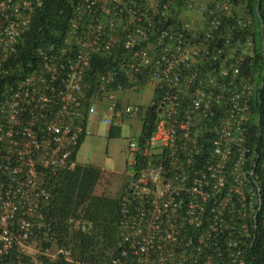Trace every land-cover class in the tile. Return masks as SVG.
<instances>
[{
    "label": "built area",
    "instance_id": "2783aa9c",
    "mask_svg": "<svg viewBox=\"0 0 264 264\" xmlns=\"http://www.w3.org/2000/svg\"><path fill=\"white\" fill-rule=\"evenodd\" d=\"M41 5L0 0V79L15 73L11 62ZM69 7L64 42L38 48V66L0 86V257L16 248L27 264L80 263L70 243L53 247L42 212L49 186L95 121L121 128L141 113L127 94L157 66L161 78L152 80L167 83L150 108L155 129L128 143L142 168L121 197L119 255L98 264H129L131 254L140 264H254L248 250L257 232L264 260V185L255 176L259 163L264 168V122L254 110L247 0H77ZM112 53V66L87 82L94 59ZM251 133L261 138L262 156ZM69 222L77 231L89 225Z\"/></svg>",
    "mask_w": 264,
    "mask_h": 264
},
{
    "label": "trees",
    "instance_id": "16d2710c",
    "mask_svg": "<svg viewBox=\"0 0 264 264\" xmlns=\"http://www.w3.org/2000/svg\"><path fill=\"white\" fill-rule=\"evenodd\" d=\"M71 1L76 2L77 0H43V5L35 7L36 14H34L32 28L25 36L24 45L19 49L16 61L11 62V66L16 72L10 77H2L0 86L16 80L18 73L24 74L38 66L39 58L35 53L37 46L65 40L72 16V11L69 7ZM247 6L254 21V31L251 36L255 38L256 50L255 67L252 71L253 78L257 81V101L254 103V110L255 114H260L262 122H264V74H262L264 62V0H247ZM115 56L112 53L104 56V58L102 55L96 57L94 59L96 62L94 69L86 74L87 82L94 84L96 75L110 68ZM141 78L144 84L153 86L159 92L160 89L165 88L167 83L166 79L156 83L152 80L161 78L159 67L157 66L146 70L145 76ZM156 119V111L148 109L144 119L141 140L148 138L152 134ZM252 128L256 130V124ZM120 135L119 128H112L109 137L118 138ZM260 139V136L257 137L256 133L252 134V142L258 144ZM255 152L262 156L259 148H255ZM77 153L78 151L73 156V162L76 161ZM262 164L263 162L257 166L255 176L262 179L261 184L264 185V168ZM141 168V161H137L136 165L131 166L128 171L130 174L137 175ZM250 169H253V167ZM102 176L103 173L99 168L76 164L74 170L66 171L59 177L56 184L49 186L52 196L51 201L42 206L44 207L42 211L44 213V221L55 234L53 247L70 243L76 260L80 261L78 264H92V262L97 264L110 263L111 256L119 255V252L116 253V247L118 246L120 235L118 225L121 218V201L119 198H109L95 194ZM129 185L130 182L120 196L123 195ZM74 217L90 220L93 224L88 226L85 231H77L74 224L69 222ZM38 234L40 237L42 236V232H38ZM257 235L259 239V232H257ZM258 239L249 248L248 253L251 254L252 260L255 261L254 264H264L261 243ZM224 248L222 247V249ZM130 256L129 264H140L137 257H132V254ZM61 263L64 262L62 261ZM0 264H27V259L21 257L15 248L8 255L0 257ZM45 264L50 263L45 262Z\"/></svg>",
    "mask_w": 264,
    "mask_h": 264
},
{
    "label": "rangeland",
    "instance_id": "374dc122",
    "mask_svg": "<svg viewBox=\"0 0 264 264\" xmlns=\"http://www.w3.org/2000/svg\"><path fill=\"white\" fill-rule=\"evenodd\" d=\"M127 96L126 103L146 108L151 104L153 93H150V89H145L143 92L138 91ZM137 121L136 118L131 119L118 138H108L107 126L100 125L97 131L92 132L83 142L76 163L102 170L103 176L95 191L97 195L118 199L131 181L128 171L131 166L128 161L133 158L129 155L127 147L132 138L137 143L140 141V125Z\"/></svg>",
    "mask_w": 264,
    "mask_h": 264
},
{
    "label": "clouds",
    "instance_id": "9594fccd",
    "mask_svg": "<svg viewBox=\"0 0 264 264\" xmlns=\"http://www.w3.org/2000/svg\"><path fill=\"white\" fill-rule=\"evenodd\" d=\"M248 7V6H247ZM249 9V8H248ZM257 12H258V10H257ZM253 26H254V21H253ZM253 31H254V29H253ZM67 34H68V29H67ZM253 39H254V41H255V38L253 37ZM64 42V40H62L61 42H54V43H46V44H41V45H39V46H37L36 48H35V53H36V55H37V52H38V48H42V47H47V46H50V45H52V44H55V45H57V46H60V44H62ZM24 45V44H23ZM22 47V46H21ZM256 51V50H255ZM256 53V52H255ZM38 56V55H37ZM39 57V56H38ZM255 58H256V55H255ZM255 65V64H254ZM255 67V66H254ZM263 70H264V62H263ZM262 70V71H263ZM32 71V70H31ZM31 71H29V72H26V73H24V74H21V73H18L17 75H21V76H24L25 74H28V73H30ZM15 72H16V70H15ZM262 74H264V73H262ZM254 81H255V83H256V88H257V81L254 79ZM145 89H150V91H151V94L153 93V97H152V101H151V104L148 106V107H146V108H142V107H140L141 108V113L137 116V117H134V118H136V119H138V124L140 125V140H141V135H142V128H143V124H144V119H145V117H146V115H147V112H148V109H150L151 108V105L153 104V102H154V100H156L157 98H159V91H157V89H155V88H153V86H151V85H143V87L139 90V91H141V92H143ZM138 92V91H137ZM134 93H136V92H133L132 94H134ZM132 94H129V95H132ZM131 119H133V118H130V119H128L127 121H126V124L131 120ZM125 124V125H126ZM101 124L99 123V126H100ZM125 125L123 126V127H121V128H119L120 129V132H122V129L125 127ZM155 126H156V124H155ZM112 128H117V127H111V128H108L107 127V137L108 138H110L109 136H110V131H111V129ZM155 129V128H154ZM90 130H91V128H90ZM154 131V130H153ZM91 133H92V130H91ZM90 133V134H91ZM89 134V135H90ZM89 135H85L82 139H81V142H80V144H79V147L77 148V151L79 152V150H80V146H82L81 145V143H82V141H85V139L89 136ZM151 137V136H150ZM149 137V138H150ZM144 140V139H143ZM250 142H252V133H251V139H250ZM83 144V143H82ZM256 143L255 142H253V143H250V146H251V148H252V150L253 151H255V148H256V145H255ZM79 149V150H78ZM127 149H128V147H127ZM76 151V152H77ZM76 152H75V154H76ZM129 153V152H128ZM74 154V155H75ZM73 155V156H74ZM77 155H78V153H77ZM130 155V154H129ZM73 156L71 157V159H70V167H69V169H67V170H65L62 174H64L66 171H72V170H74L75 169V166H76V162H77V157H76V161L75 162H73ZM130 163V166H135L136 164H133L132 163V161H128V164ZM137 163V162H136ZM79 165V164H78ZM88 166V165H87ZM129 166V167H130ZM102 171V170H101ZM103 173V172H102ZM61 174V175H62ZM131 175V179H132V177H133V175L134 174H130ZM130 183H131V181H130ZM54 185V184H53ZM52 186V185H51ZM97 189V188H96ZM51 191V190H50ZM96 191V190H95ZM125 192V191H124ZM96 194V193H95ZM124 194V193H123ZM97 195V194H96ZM121 197L122 196H120L119 197V199H120V201H121ZM51 198H52V196H51ZM51 201V200H50ZM88 223H89V225L88 226H90V225H92L93 223L89 220H86ZM88 229V228H87ZM86 229V230H87ZM45 262H48V263H50V261H48V260H44V264H45ZM51 264V263H50ZM60 264H63V263H60Z\"/></svg>",
    "mask_w": 264,
    "mask_h": 264
},
{
    "label": "crops",
    "instance_id": "0c3cea01",
    "mask_svg": "<svg viewBox=\"0 0 264 264\" xmlns=\"http://www.w3.org/2000/svg\"><path fill=\"white\" fill-rule=\"evenodd\" d=\"M150 93H151V91H150ZM137 122H138V121H137ZM98 127H99V123L95 121V122H94V125L91 126V130H92V132H96ZM115 174H118V173H115ZM118 175H120V174H118Z\"/></svg>",
    "mask_w": 264,
    "mask_h": 264
}]
</instances>
